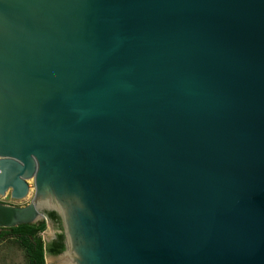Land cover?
Segmentation results:
<instances>
[{"label":"water","instance_id":"water-1","mask_svg":"<svg viewBox=\"0 0 264 264\" xmlns=\"http://www.w3.org/2000/svg\"><path fill=\"white\" fill-rule=\"evenodd\" d=\"M0 226L45 264H264V0H0Z\"/></svg>","mask_w":264,"mask_h":264},{"label":"trees","instance_id":"trees-1","mask_svg":"<svg viewBox=\"0 0 264 264\" xmlns=\"http://www.w3.org/2000/svg\"><path fill=\"white\" fill-rule=\"evenodd\" d=\"M44 218L13 226H0V240L12 238L22 249L25 264H45L40 232L44 228Z\"/></svg>","mask_w":264,"mask_h":264},{"label":"rangeland","instance_id":"rangeland-1","mask_svg":"<svg viewBox=\"0 0 264 264\" xmlns=\"http://www.w3.org/2000/svg\"><path fill=\"white\" fill-rule=\"evenodd\" d=\"M27 182L29 185V189L24 196L18 198L12 197L9 195V192L7 190L5 191V193L0 194V201L3 203L19 204V205H23L29 202L32 196L33 187H32L31 179H28ZM44 220H45V225L42 231L40 232L43 240L48 225V222L46 221L45 218ZM0 264H25L22 249L17 245V243L12 238H5L0 240Z\"/></svg>","mask_w":264,"mask_h":264}]
</instances>
